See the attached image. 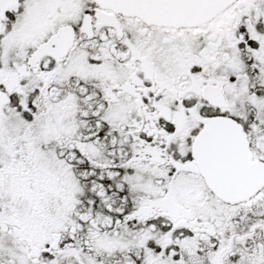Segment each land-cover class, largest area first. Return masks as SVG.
<instances>
[{"label": "snow or ice", "instance_id": "obj_1", "mask_svg": "<svg viewBox=\"0 0 264 264\" xmlns=\"http://www.w3.org/2000/svg\"><path fill=\"white\" fill-rule=\"evenodd\" d=\"M0 264H264V0H0Z\"/></svg>", "mask_w": 264, "mask_h": 264}]
</instances>
